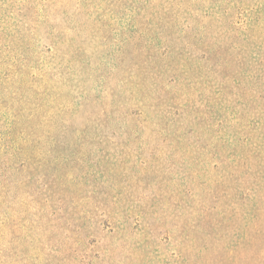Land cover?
Masks as SVG:
<instances>
[{"label":"rangeland","instance_id":"374dc122","mask_svg":"<svg viewBox=\"0 0 264 264\" xmlns=\"http://www.w3.org/2000/svg\"><path fill=\"white\" fill-rule=\"evenodd\" d=\"M7 131L0 264H264V0H0Z\"/></svg>","mask_w":264,"mask_h":264},{"label":"trees","instance_id":"16d2710c","mask_svg":"<svg viewBox=\"0 0 264 264\" xmlns=\"http://www.w3.org/2000/svg\"><path fill=\"white\" fill-rule=\"evenodd\" d=\"M26 138L27 137H24L21 141L25 140L24 142L29 144L28 143L29 141L26 140ZM15 142H16V140H15L14 132L7 131V132H2L0 134V151L2 153V155H0V187H1L2 182L5 179L9 178V180H11V178H12V173H13L12 170H9L6 172V170L8 168V166L6 164V160H8V161H12L13 159L18 160L22 156L21 151L19 150L20 146L15 144ZM15 146L17 148H15ZM22 160H25V159H22ZM4 165L7 167L5 169V173L3 174L2 168ZM8 165H10V164L8 163ZM2 175H3V177H2ZM0 199H1V192H0Z\"/></svg>","mask_w":264,"mask_h":264}]
</instances>
